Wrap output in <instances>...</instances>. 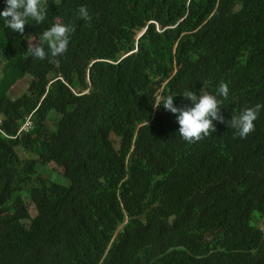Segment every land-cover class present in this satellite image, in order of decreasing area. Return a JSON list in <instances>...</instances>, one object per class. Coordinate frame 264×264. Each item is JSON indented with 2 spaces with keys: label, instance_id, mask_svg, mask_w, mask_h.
I'll use <instances>...</instances> for the list:
<instances>
[{
  "label": "trees",
  "instance_id": "obj_1",
  "mask_svg": "<svg viewBox=\"0 0 264 264\" xmlns=\"http://www.w3.org/2000/svg\"><path fill=\"white\" fill-rule=\"evenodd\" d=\"M42 2L24 33L0 17V264H264V109L246 137L229 121L264 104V0ZM54 22L74 30L42 72L19 45ZM221 82L225 119L194 142L151 103Z\"/></svg>",
  "mask_w": 264,
  "mask_h": 264
},
{
  "label": "clouds",
  "instance_id": "obj_2",
  "mask_svg": "<svg viewBox=\"0 0 264 264\" xmlns=\"http://www.w3.org/2000/svg\"><path fill=\"white\" fill-rule=\"evenodd\" d=\"M6 6L0 9V17L3 18L4 26L13 32L24 33L25 24L31 21L42 22L47 15L46 5L42 0H4ZM79 15L87 18L89 16L88 8L85 5L79 7ZM74 29L70 24L63 22H54L43 30L39 35V40L33 43L28 40V53L32 57L44 59L50 56L63 55L69 48L70 34ZM183 95L191 103L187 106H177L174 103V97L177 95L161 96L155 94L151 102L154 107L164 106L165 109L175 113L178 121L179 134L189 142L202 139L215 131L214 121H224L222 113L224 101L222 98L229 96V85L221 82L217 93L200 91L197 94L192 88L182 91ZM264 104L256 103L252 106H246L238 112L233 113L230 126L236 130L240 137H246L255 129V120L258 118ZM228 121V123H229Z\"/></svg>",
  "mask_w": 264,
  "mask_h": 264
},
{
  "label": "rangeland",
  "instance_id": "obj_3",
  "mask_svg": "<svg viewBox=\"0 0 264 264\" xmlns=\"http://www.w3.org/2000/svg\"><path fill=\"white\" fill-rule=\"evenodd\" d=\"M28 29L29 28H26L28 38H26V40L24 42H21V44L19 45V50L22 49L23 51H25V50L28 49V40H32L33 39V43L38 42L39 35H41L43 30H44V28L40 24L35 26L30 32L28 31ZM36 63L40 67V70L42 72H45L46 66L44 64V60L40 59V58H37L36 59ZM0 66H2V63H0ZM30 80L31 79L29 77H27V76H25L22 79L17 80L16 83L10 88V94L13 97L20 96L22 93H24L27 90ZM112 138L115 139V140L118 139L116 136H113ZM116 145H118L117 141H116ZM49 165L55 171H60L61 172L62 170H64L63 167H61V166L59 167L54 162H50ZM49 173L50 172H48L47 174H49ZM49 176H50V179H52V180H57V181L62 182V183H67V179L65 177H63V175H59V174H56V173H54V174L50 173ZM22 195H23L24 198L28 197V194L25 191L22 192ZM259 226H261L263 228V226H264L263 222H259Z\"/></svg>",
  "mask_w": 264,
  "mask_h": 264
},
{
  "label": "built area",
  "instance_id": "obj_4",
  "mask_svg": "<svg viewBox=\"0 0 264 264\" xmlns=\"http://www.w3.org/2000/svg\"><path fill=\"white\" fill-rule=\"evenodd\" d=\"M31 119H30V115L27 117L26 121L24 122V124L21 126V129L24 130H28L31 127Z\"/></svg>",
  "mask_w": 264,
  "mask_h": 264
}]
</instances>
